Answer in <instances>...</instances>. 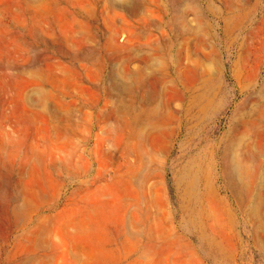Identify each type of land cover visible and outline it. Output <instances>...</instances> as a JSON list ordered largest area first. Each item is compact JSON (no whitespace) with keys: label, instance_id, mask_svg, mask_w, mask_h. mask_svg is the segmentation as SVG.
Here are the masks:
<instances>
[{"label":"rangeland","instance_id":"1","mask_svg":"<svg viewBox=\"0 0 264 264\" xmlns=\"http://www.w3.org/2000/svg\"><path fill=\"white\" fill-rule=\"evenodd\" d=\"M0 264H264V0H0Z\"/></svg>","mask_w":264,"mask_h":264},{"label":"bare ground","instance_id":"2","mask_svg":"<svg viewBox=\"0 0 264 264\" xmlns=\"http://www.w3.org/2000/svg\"><path fill=\"white\" fill-rule=\"evenodd\" d=\"M241 21L237 22V25H238L237 27H239L241 25ZM207 89H205L204 86H201V83H195L194 85H192L190 87H188V86H186L184 84H181L179 86L178 90L180 91V94H181L180 96L183 99H185L186 102L188 101V99L190 97L189 93H192L191 94L192 105L185 106L184 110L183 109L182 110L185 111L186 114H190L191 112H195V113L196 112L197 113L200 112L201 113L202 109H204V107H206L207 105L210 104V99L206 95ZM168 103L170 105V103H172V101L168 102ZM170 106H172V104ZM174 112H175V110L172 109V113H174ZM199 200H198V206L200 205V201ZM195 212H196L197 215H202V212L204 213L203 207L200 209L201 213L199 211L197 212V209L195 210Z\"/></svg>","mask_w":264,"mask_h":264}]
</instances>
